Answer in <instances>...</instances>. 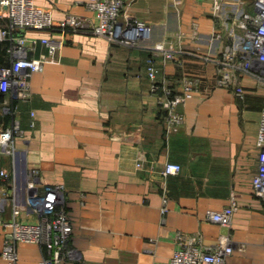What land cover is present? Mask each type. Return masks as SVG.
I'll list each match as a JSON object with an SVG mask.
<instances>
[{
    "label": "crops",
    "instance_id": "0c3cea01",
    "mask_svg": "<svg viewBox=\"0 0 264 264\" xmlns=\"http://www.w3.org/2000/svg\"><path fill=\"white\" fill-rule=\"evenodd\" d=\"M88 1L34 0L54 24L75 14L84 27L18 29L33 47L30 56L47 54L42 37L64 42L30 74L28 98H13L12 113L0 95V127L15 120L20 130L12 152L0 149V170L10 176L0 174V264L13 207H23L18 219L39 220L27 204L30 182L39 191L62 187L58 208L70 223L63 264H166L177 233H199L208 245L228 234L234 248L225 264H264V200L252 184L264 80L241 73L240 95L217 83L216 61L226 45L241 47L234 16L252 12L254 0H223L220 9L214 0H123L120 20L137 17L151 29L148 40L130 45L94 32ZM185 80L195 89L169 131L162 88L178 91ZM167 161L181 171L163 175ZM232 201L229 228L207 216ZM15 251L18 264L47 256L41 242L17 241Z\"/></svg>",
    "mask_w": 264,
    "mask_h": 264
},
{
    "label": "built area",
    "instance_id": "2783aa9c",
    "mask_svg": "<svg viewBox=\"0 0 264 264\" xmlns=\"http://www.w3.org/2000/svg\"><path fill=\"white\" fill-rule=\"evenodd\" d=\"M223 0H214L216 9L221 8ZM123 0H89L86 6L94 14L95 22L92 28L95 33L105 36L111 41L124 44H137L148 40L151 36L149 25L137 18L126 17L120 20ZM253 11H241L234 16L235 24L242 28L243 42L238 48L226 45L220 56L216 58L220 65L217 83L233 86L242 95L240 74L250 73L264 80V0H254ZM0 17L8 20V27H0V39L10 40L8 55L10 63L0 66V92L4 94L3 105L6 112L12 113L14 108L9 106L13 98L27 99L29 95L28 79L32 72L42 69L45 61L53 58L55 51L64 42L63 37L46 36L41 42L47 48V54L39 57L30 56L33 47L28 45V38L23 33H14L15 29H50L57 26L64 29H78L88 25L80 15L68 14L54 24L49 10L37 5L34 0H0ZM14 29V30H13ZM36 42L35 39L32 40ZM155 49L162 50L161 43L154 44ZM170 56V53H166ZM148 75L155 77L156 69L150 58ZM156 89V86H153ZM194 85L191 80H185L182 88L174 91L169 87L162 88L161 107L169 131L176 130L183 120V114L178 106L193 95ZM20 132L17 121L11 125L0 127V149L13 151L14 137ZM255 143L258 147V166L252 177L254 192L264 200V107L260 110L258 129ZM137 165H141L140 162ZM181 171L178 162L167 161L161 173L176 174ZM0 174L8 179L9 174L3 169ZM27 204L39 211V220L26 222L17 218L23 208L15 205L12 217L4 223L11 229V239L6 242L2 255L6 264H18L15 242L31 241L44 243L47 256L40 264H63L66 258L65 243L70 234V223L63 209L58 208L62 197V187L43 185L41 191L30 182ZM234 201L220 210H208L207 216L228 227L232 221ZM264 240V232H263ZM177 247L166 264H225V258L233 251V243L228 234L219 235L214 244H204L199 233L187 235L176 234Z\"/></svg>",
    "mask_w": 264,
    "mask_h": 264
},
{
    "label": "trees",
    "instance_id": "16d2710c",
    "mask_svg": "<svg viewBox=\"0 0 264 264\" xmlns=\"http://www.w3.org/2000/svg\"><path fill=\"white\" fill-rule=\"evenodd\" d=\"M8 25V20L6 18L0 17V27L3 28L4 26ZM14 30V29H13ZM14 33H20L18 29L13 31ZM10 45V40L3 38L0 39V66L7 65L10 63V57L8 55V47ZM2 95V92H0Z\"/></svg>",
    "mask_w": 264,
    "mask_h": 264
},
{
    "label": "rangeland",
    "instance_id": "374dc122",
    "mask_svg": "<svg viewBox=\"0 0 264 264\" xmlns=\"http://www.w3.org/2000/svg\"><path fill=\"white\" fill-rule=\"evenodd\" d=\"M6 28V26H4ZM8 27V26H7Z\"/></svg>",
    "mask_w": 264,
    "mask_h": 264
}]
</instances>
